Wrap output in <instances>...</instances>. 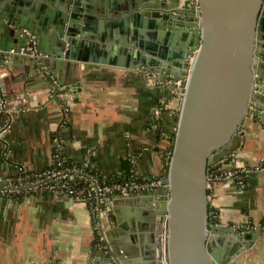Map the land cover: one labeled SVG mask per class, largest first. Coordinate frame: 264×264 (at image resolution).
Wrapping results in <instances>:
<instances>
[{
    "label": "water",
    "instance_id": "water-1",
    "mask_svg": "<svg viewBox=\"0 0 264 264\" xmlns=\"http://www.w3.org/2000/svg\"><path fill=\"white\" fill-rule=\"evenodd\" d=\"M30 1L32 13L10 0L0 2V49L16 51L0 54V64L9 56L11 62L23 63L25 74L44 75L57 102L59 86L72 92L79 85L72 75L76 61L105 62L92 56L100 48L133 55L128 65L135 68L167 71L173 81L181 80L167 186L113 199L118 223L107 235L115 254L128 264L112 234L128 227L120 203L155 199L148 217L153 220L143 226L153 229L152 243L141 247L143 264H233L239 250L249 248L243 240L258 239L261 228L239 232L211 224L207 181L210 167H220L221 160L244 143L246 116L252 113L264 122V0H104L106 19L97 18L94 0H54L53 7L47 6L50 0ZM195 2L196 7L191 6ZM189 14L194 22L181 20ZM86 40V49L95 50H88L91 57L78 53L79 41ZM173 56L178 60L173 62ZM160 60L162 67L153 66ZM106 62L124 61L116 57ZM5 87L0 83L1 94ZM223 231L235 237L220 234ZM96 242L85 264H110Z\"/></svg>",
    "mask_w": 264,
    "mask_h": 264
},
{
    "label": "crops",
    "instance_id": "crops-1",
    "mask_svg": "<svg viewBox=\"0 0 264 264\" xmlns=\"http://www.w3.org/2000/svg\"><path fill=\"white\" fill-rule=\"evenodd\" d=\"M10 1L31 13L35 11L30 0ZM53 3L50 0L47 6L53 7ZM93 3L97 18L106 19L104 0ZM181 20L195 21L191 14ZM87 42L79 41L78 53L91 57L90 52L95 50L89 48V52ZM92 56L105 62L95 65L97 62L76 61L72 75L79 85L75 84L72 92L59 86L60 102L44 75L25 74L23 63L11 62L9 56L1 62L0 83L6 87L5 94L0 93V104L4 102L3 108L0 105V127L11 116V128L5 140L0 138V184L17 178L21 167L35 173L56 166L62 156L79 164L90 150L95 151L97 169L111 181L129 177L132 170L143 179L166 176L171 145L168 137L176 127L180 94L168 83L148 85L149 70L128 65L134 62L133 55L100 48ZM116 57L123 58V64H107L106 60ZM162 63L160 60L153 66L162 67ZM62 67L60 74L65 72ZM151 72L166 81L171 79L167 71ZM241 132L244 143L235 152L242 165L225 160L220 167L209 169V174L220 168L236 169L231 176L216 178L208 188L210 205L219 211L216 224L239 232L261 228L258 239L243 240L249 248L240 249L233 264H264V122L248 114ZM257 164L261 168L251 170ZM245 166L249 171L243 170ZM155 201L119 205L128 227L123 233L112 234L128 264H143L141 247L153 241L152 227L146 230L143 226L153 220L148 217ZM103 222L107 229L117 226L113 210L108 217L104 215ZM220 234L235 237L226 231ZM95 240L91 213L82 198L49 191L22 196L0 194V264H85ZM96 246L103 250L98 242Z\"/></svg>",
    "mask_w": 264,
    "mask_h": 264
},
{
    "label": "built area",
    "instance_id": "built-area-1",
    "mask_svg": "<svg viewBox=\"0 0 264 264\" xmlns=\"http://www.w3.org/2000/svg\"><path fill=\"white\" fill-rule=\"evenodd\" d=\"M196 7V2L191 5ZM26 33H29L27 28L23 29ZM30 48V47H29ZM14 48L10 50H1L0 54L8 55L15 53ZM25 48L22 47L20 53H24ZM147 73L148 85H166L170 84L173 91L178 94L181 93L182 87L180 85L181 80L173 81L172 79L159 78L155 72ZM1 108L4 107V102L1 104ZM11 128V116L0 127V138L5 140V136ZM171 150L167 156V164ZM229 156L233 157V163L235 165H242L235 151ZM65 156L60 157L56 166L47 167L41 171L31 173L27 169L21 167L20 175L7 183L0 184V194L16 195V194H31L41 191H49L58 195H69L77 198H82L86 201L90 213L91 221L93 224L95 238L100 248L107 254L108 258L113 264H124L120 258L115 254L112 249L111 243L107 235V226L104 225L103 217L105 212L112 211L111 202L113 199L129 195L131 193L147 194L160 187L167 186L166 176L152 177V178H140L135 170H132L129 177L119 178L117 180L107 179L98 169L95 163V151L90 150L85 159L79 164L68 163ZM227 157L221 160L223 163ZM264 161V160H263ZM260 165L254 166L251 170L260 169ZM264 168V167H263ZM244 171H249V168L243 167ZM232 169H219V172L215 173V170L208 173L207 187L212 188L213 182L216 178H225L235 173ZM210 197V195H208ZM212 217L217 216V213L212 211ZM214 222L211 224H216Z\"/></svg>",
    "mask_w": 264,
    "mask_h": 264
},
{
    "label": "trees",
    "instance_id": "trees-1",
    "mask_svg": "<svg viewBox=\"0 0 264 264\" xmlns=\"http://www.w3.org/2000/svg\"><path fill=\"white\" fill-rule=\"evenodd\" d=\"M174 131L172 132V136H169V140L171 142V145H170V150L172 149V143H173V135H174ZM68 163L71 162V159L67 158L66 159ZM227 162H233V157L232 156H228L227 159H226ZM15 196H22V194H16ZM212 211L216 212L217 213V216L215 217H212ZM218 214H219V211L216 207L212 206L209 204V220L211 223H214V222H218Z\"/></svg>",
    "mask_w": 264,
    "mask_h": 264
},
{
    "label": "rangeland",
    "instance_id": "rangeland-1",
    "mask_svg": "<svg viewBox=\"0 0 264 264\" xmlns=\"http://www.w3.org/2000/svg\"><path fill=\"white\" fill-rule=\"evenodd\" d=\"M174 132H175V128H174ZM172 136V135H171ZM173 137H174V135H173ZM168 156V155H167Z\"/></svg>",
    "mask_w": 264,
    "mask_h": 264
}]
</instances>
